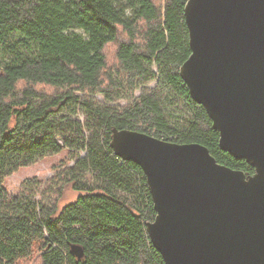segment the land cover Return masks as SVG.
Here are the masks:
<instances>
[{
    "label": "trees",
    "instance_id": "1",
    "mask_svg": "<svg viewBox=\"0 0 264 264\" xmlns=\"http://www.w3.org/2000/svg\"><path fill=\"white\" fill-rule=\"evenodd\" d=\"M187 1L0 0V264H164L146 232L156 215L146 178L114 154L115 129L198 143L254 173L219 148L179 76L191 53ZM60 152L45 184L6 192L5 177ZM69 184L82 194L59 208Z\"/></svg>",
    "mask_w": 264,
    "mask_h": 264
},
{
    "label": "water",
    "instance_id": "2",
    "mask_svg": "<svg viewBox=\"0 0 264 264\" xmlns=\"http://www.w3.org/2000/svg\"><path fill=\"white\" fill-rule=\"evenodd\" d=\"M184 20L191 53L179 76L219 148L254 173L133 130H113L110 147L144 173L156 212L146 232L164 264H264V0H188Z\"/></svg>",
    "mask_w": 264,
    "mask_h": 264
},
{
    "label": "rangeland",
    "instance_id": "3",
    "mask_svg": "<svg viewBox=\"0 0 264 264\" xmlns=\"http://www.w3.org/2000/svg\"><path fill=\"white\" fill-rule=\"evenodd\" d=\"M113 45L111 44L105 49L107 64L109 66L115 63V60H114L115 47ZM152 85H154V83ZM37 88L39 90L50 92V89L48 87L37 86ZM98 98L101 100L100 96H98ZM65 157H66V152H60V153H57L51 156H47L30 166L21 167L15 173L4 178L3 187L5 188L6 192L9 195H14L16 194L19 188V185L23 180L36 178V179L41 180L42 183L45 184L46 181L50 179L54 174L52 170V166L57 164L60 160L64 159ZM69 165H72V163L70 162ZM80 194L82 193L75 191L72 188L71 184L66 185L63 188L62 195L58 203V207L61 208L64 205L72 203L73 201L76 200V198ZM52 197L49 196L46 198V200H49V199L51 200ZM24 264H30V263L26 262Z\"/></svg>",
    "mask_w": 264,
    "mask_h": 264
}]
</instances>
